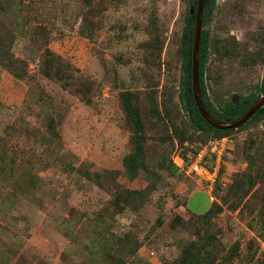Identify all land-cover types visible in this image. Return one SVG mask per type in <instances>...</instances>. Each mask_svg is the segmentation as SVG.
Masks as SVG:
<instances>
[{
	"label": "rangeland",
	"instance_id": "374dc122",
	"mask_svg": "<svg viewBox=\"0 0 264 264\" xmlns=\"http://www.w3.org/2000/svg\"><path fill=\"white\" fill-rule=\"evenodd\" d=\"M28 2L39 13L32 31L39 24L51 30V36L58 38L52 41L51 48L100 87L91 105H86L49 79L38 76L41 57L27 39L19 43L17 56L29 63L30 78L16 79L0 67V144L17 164L33 165L41 182L37 193L30 198L19 196L8 200L6 206L0 201V223L7 227L1 238L4 242L23 240L22 264L41 261L85 264L94 252L90 241L94 230L88 218L102 209L111 195L80 171L103 174L109 167H120L130 151V134L122 127L124 117L118 95L125 89L145 90L149 84L143 75L145 65L139 46L149 39L146 29L151 13L156 14L166 36L162 68L153 75L160 81V89L167 85L168 89L179 92L182 76L179 38L187 0H121L112 4L96 41L79 33L81 20L76 15L82 10L80 0ZM205 28L212 37L233 36L240 43L246 42L250 32L264 28V0H218L211 23ZM60 32L64 34L59 35ZM223 68L221 84L211 81L210 86L215 94L223 93L225 100L252 92L255 89L252 87L260 86L264 80V64L246 68L234 61L231 66L225 63ZM39 96L45 100L41 105ZM49 115L59 121L60 139L55 143L36 139L28 131L30 128L39 132L36 122ZM230 138L233 141L228 145L230 161L226 176L220 180V195L226 192L230 176L245 165L242 149L247 132ZM255 142H249V152L253 151ZM65 163L74 165L77 171L64 174ZM159 174L162 180L142 210L139 213L127 210L117 217L116 233L123 235L133 226L141 240L151 234L159 217L164 220L163 226L152 231L143 242L139 252L141 262L135 264H163L175 259L192 237L182 228H173V218L186 209L203 215L213 202L221 203L215 192L212 201L206 186L193 177L181 173L177 177L168 172ZM255 211L247 210L243 219L239 212L226 210L222 214L221 240L228 249L236 242L244 244L256 238L264 252V229Z\"/></svg>",
	"mask_w": 264,
	"mask_h": 264
},
{
	"label": "trees",
	"instance_id": "16d2710c",
	"mask_svg": "<svg viewBox=\"0 0 264 264\" xmlns=\"http://www.w3.org/2000/svg\"><path fill=\"white\" fill-rule=\"evenodd\" d=\"M28 1L0 0V67L7 69L16 79L30 78L29 63L17 56L19 43L27 39L41 57L38 76L49 79L63 91L91 105L100 84L80 74V70L69 59L51 48L52 41L58 39L51 36V30L39 24L38 30L32 31L31 26L34 20H38L39 13L37 7L33 8ZM198 1L187 0V13L179 38L182 72L179 92L177 89H168L167 85L160 89V81L153 75L162 68L166 36L156 14L151 13L146 29L149 39L139 46L145 65L143 75L149 84L145 90L125 89L118 95L124 117L122 127L130 134V151L120 167H109L103 174L80 171L87 180L111 195L109 202L92 218H88L94 230L90 239L94 252L85 264L141 262L139 252L143 242L149 239L152 231L163 226V218L159 217L151 234L141 240L133 226L123 235L116 233L117 217L127 210L138 213L142 210L162 180L159 172H168L176 177L179 173L185 175L175 164V159L188 165L193 156L211 141L230 138L241 132L248 134L242 149L244 167L230 176L226 192L220 195V180L226 176L231 150L225 153L214 189L215 197L221 203L213 202L210 210L203 215L193 214L186 209L183 214L173 218L172 227L184 229L192 239L182 246L175 259L163 264H264V252H261L258 239L252 238L244 244L236 242L228 249L221 240L224 231L219 226L220 217L226 210L239 212L242 219L247 210H256L264 229V107L238 129L218 130L202 117L193 88ZM217 1L206 0L204 6L199 47V92L209 116L217 123L226 124L242 119L258 102L264 95V80L260 86L252 87L255 88L252 92L240 96L237 104L232 99L225 100L223 93L215 94L210 83L213 81L216 85L221 84L225 63L231 66L232 62L237 61L246 68L264 64V28L250 32L243 43L236 41L233 36L212 37L211 32L204 27L211 23ZM120 2L80 0L82 10L76 15L81 20L80 35L96 41L103 29L105 13L110 5ZM38 102L41 105L45 100L39 96ZM36 123L39 132L37 129H28L36 139H42L45 143H55L60 139L57 131L59 121L53 116H45ZM251 140L256 142L253 151L249 152ZM16 164V160L0 144V201L5 206L8 200L19 196L30 198L41 186L39 173L33 165ZM65 167L62 171L64 174L70 175L77 171L74 165L65 163ZM4 189L7 191L4 192ZM5 231L7 227L0 223V264H22L23 240L16 238L4 242L1 236H4ZM40 264L47 263L41 261Z\"/></svg>",
	"mask_w": 264,
	"mask_h": 264
},
{
	"label": "built area",
	"instance_id": "2783aa9c",
	"mask_svg": "<svg viewBox=\"0 0 264 264\" xmlns=\"http://www.w3.org/2000/svg\"><path fill=\"white\" fill-rule=\"evenodd\" d=\"M231 142L233 141L228 137L211 141L193 156L188 165L175 159V163L186 176L206 185L212 201L214 200L212 193L223 167V157L229 150L228 145Z\"/></svg>",
	"mask_w": 264,
	"mask_h": 264
},
{
	"label": "water",
	"instance_id": "95a60500",
	"mask_svg": "<svg viewBox=\"0 0 264 264\" xmlns=\"http://www.w3.org/2000/svg\"><path fill=\"white\" fill-rule=\"evenodd\" d=\"M206 0H199L198 7L196 12V26H195V36H194V49H193V88H194V96L199 108V111L202 117L214 128L218 130H231L238 129L241 126L245 125L253 115L262 107H264V96H262L258 102L247 112V114L240 120L234 123H226L220 124L215 122L207 113L204 105L201 101L200 92H199V47H200V39L203 27V13L204 6ZM193 13V9L191 10ZM234 103H239L238 97L235 95L232 99Z\"/></svg>",
	"mask_w": 264,
	"mask_h": 264
},
{
	"label": "flooded vegetation",
	"instance_id": "af4514ba",
	"mask_svg": "<svg viewBox=\"0 0 264 264\" xmlns=\"http://www.w3.org/2000/svg\"><path fill=\"white\" fill-rule=\"evenodd\" d=\"M214 10H215V9H214ZM207 26H208V25H207ZM205 27H206V26H205ZM205 27H204V28H205ZM205 29H206V28H205ZM263 96H264V95H263ZM233 97H234V96H233ZM233 97H232L231 99H233ZM237 97H238V100H239V99H240V96H237ZM261 97H262V96H261Z\"/></svg>",
	"mask_w": 264,
	"mask_h": 264
},
{
	"label": "clouds",
	"instance_id": "9594fccd",
	"mask_svg": "<svg viewBox=\"0 0 264 264\" xmlns=\"http://www.w3.org/2000/svg\"><path fill=\"white\" fill-rule=\"evenodd\" d=\"M226 138V137H225ZM231 139V138H230ZM232 140V139H231ZM174 162H175V160H174ZM176 164V163H175ZM177 165V164H176ZM178 167V166H177ZM179 168V167H178ZM180 169V168H179ZM181 171V170H180ZM182 172V171H181ZM183 173V172H182ZM214 192V191H213ZM211 196V195H210ZM214 201V200H213Z\"/></svg>",
	"mask_w": 264,
	"mask_h": 264
}]
</instances>
